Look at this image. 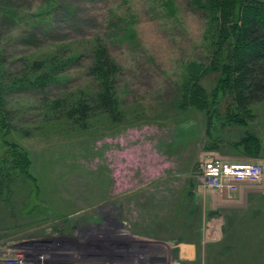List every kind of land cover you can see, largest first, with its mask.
<instances>
[{"label": "rangeland", "instance_id": "rangeland-1", "mask_svg": "<svg viewBox=\"0 0 264 264\" xmlns=\"http://www.w3.org/2000/svg\"><path fill=\"white\" fill-rule=\"evenodd\" d=\"M218 17L0 0V264H264V100L231 115ZM216 159L261 173L210 185Z\"/></svg>", "mask_w": 264, "mask_h": 264}, {"label": "trees", "instance_id": "trees-1", "mask_svg": "<svg viewBox=\"0 0 264 264\" xmlns=\"http://www.w3.org/2000/svg\"><path fill=\"white\" fill-rule=\"evenodd\" d=\"M196 1L209 15H219L220 28L216 41L222 53L216 54L212 64L215 70L225 74L226 86L235 92L238 112L231 115L242 118L251 115L252 104L264 100V0ZM43 11L39 16L42 17ZM111 66L107 58L104 67L110 70ZM102 99V103L111 104L105 96ZM88 107V104L78 103L71 113L84 117ZM247 142L256 147L252 137ZM18 161L23 165V158L18 157Z\"/></svg>", "mask_w": 264, "mask_h": 264}, {"label": "built area", "instance_id": "built-area-1", "mask_svg": "<svg viewBox=\"0 0 264 264\" xmlns=\"http://www.w3.org/2000/svg\"><path fill=\"white\" fill-rule=\"evenodd\" d=\"M203 168V170L209 168L205 175H201L203 181L207 177L210 185L227 186L229 189L233 188L235 181L243 178L256 180L261 173L258 165L222 164L218 159L209 164H204Z\"/></svg>", "mask_w": 264, "mask_h": 264}]
</instances>
